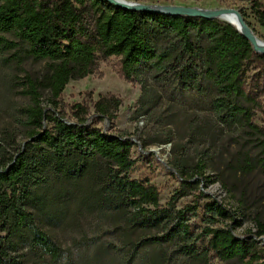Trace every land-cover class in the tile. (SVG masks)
Returning a JSON list of instances; mask_svg holds the SVG:
<instances>
[{
	"label": "trees",
	"instance_id": "trees-1",
	"mask_svg": "<svg viewBox=\"0 0 264 264\" xmlns=\"http://www.w3.org/2000/svg\"><path fill=\"white\" fill-rule=\"evenodd\" d=\"M252 9L264 28L263 5L255 1ZM20 46L28 57L45 63L47 71L41 78L24 76L21 93L29 102L23 110L26 141L0 169V264H20L11 256L18 249L12 239L31 242L33 248L59 259V250L37 225L39 217L51 223L64 220L63 209L69 205L73 216L105 210L113 223L124 220L122 248L134 244L147 249L177 240L185 245L183 254L199 262L212 256L224 264H264L257 242L264 238V221L256 220L254 232L237 236L234 230L241 227L243 214L238 219L239 210L219 206L207 196L202 211L208 225L195 234L188 216H198L197 205L163 208L149 181L131 180L136 144L130 138L98 128L81 104L70 109L68 118L61 101L70 81L93 75L97 62L108 58L120 59L126 81L139 79L143 70H151L158 80L168 76L179 87L207 80L216 94L211 112L217 122L238 124L255 142L256 165L245 160L242 171L250 174L259 168L264 173V128L243 106L257 105L246 69L255 65L264 70V55L254 53L247 39L216 20L128 11L105 0H0V53H17ZM14 61L20 66V57ZM145 90L143 84L141 106L146 105ZM44 91L49 95L46 100ZM120 104L114 97L100 98L93 117L97 122L113 121ZM172 168L184 186L191 187L181 166L173 163ZM205 173V164L198 162L189 177L201 189L218 183L228 195ZM200 195L204 197L202 191ZM166 220H176L177 225L161 227ZM224 221L229 225L220 226ZM138 228L158 229L164 240L139 235L133 242L129 233ZM165 260L160 254H148L141 261L165 264Z\"/></svg>",
	"mask_w": 264,
	"mask_h": 264
},
{
	"label": "rangeland",
	"instance_id": "rangeland-1",
	"mask_svg": "<svg viewBox=\"0 0 264 264\" xmlns=\"http://www.w3.org/2000/svg\"><path fill=\"white\" fill-rule=\"evenodd\" d=\"M141 5L198 8L201 10H236L245 15V22L253 33L264 42V28L256 21L253 3L264 7V0H126ZM221 24L219 20H216ZM11 40L10 37H5ZM264 55V54H259ZM20 57V66L14 61ZM248 84L256 94L257 105L243 104L253 113L255 124L264 128V70L252 65L247 69ZM46 65L27 56L24 47L17 53H0V169L20 151L26 141L23 129V110L29 102L21 92L24 76L41 78L46 74ZM151 71V70H150ZM141 71L139 79L126 81L122 75L120 59L108 58L97 62L93 75L82 80L70 81L61 101L67 117L70 109L81 104L89 112V121L107 133L130 138L136 146L132 150L134 162L131 180L149 181L159 192V204L163 208L197 205V217L189 215V224L195 234L207 227L202 206L207 189L189 177L198 162L205 164V175L213 176L228 192L224 204L243 214L241 227L235 228L237 236L247 235L254 230L256 220L264 221V173L256 168L252 173L242 171L244 161L255 166L257 150L253 139L245 134L238 124L222 126L211 112L216 98L212 83L199 79L196 82L180 85L168 76L155 78L153 72ZM196 74L199 71L195 72ZM146 105L141 106L142 86ZM43 92V99L48 98ZM114 97L121 102L115 119L97 122L93 117V107L100 98ZM139 112V113H138ZM139 114V115H138ZM180 148V149H179ZM181 166L191 187L183 184L180 174L172 164ZM195 179V178H194ZM198 187V188H197ZM204 193V197L200 192ZM210 194V195H209ZM64 220L51 223L47 217H39L38 227L46 233L52 244L59 250L60 257L52 259L31 242L18 243L17 252L11 256L20 264H143L142 258L148 254H160L165 264H224L210 256L206 262H199L183 254L185 245L177 240L162 241L145 249L129 244L122 248L125 221L113 223L109 211L101 214L86 212L73 216L72 206L63 209ZM129 216V212L126 213ZM37 218V221H39ZM177 221H163L161 227L175 228ZM224 221L220 226H228ZM8 228V227H7ZM129 238L144 235L161 239L158 229L138 228ZM164 240V239H161ZM258 248L264 255V238L257 239ZM100 256L96 261V257Z\"/></svg>",
	"mask_w": 264,
	"mask_h": 264
},
{
	"label": "water",
	"instance_id": "water-1",
	"mask_svg": "<svg viewBox=\"0 0 264 264\" xmlns=\"http://www.w3.org/2000/svg\"><path fill=\"white\" fill-rule=\"evenodd\" d=\"M105 1L108 2L110 5L116 8H119V9L141 12V13H155V14L167 15V16H172V17L202 18L206 20H218L219 18H222L224 15L233 14L239 17L240 23L242 25H244L247 29L249 28L246 22L244 21L243 17L241 16V14L238 11L231 10V9L208 11V10H201L198 8L148 6V5H141L136 2H129V3L122 4V3H116L113 0H105ZM233 28L236 30L238 34H240L242 37H244L245 39L249 41L254 53L264 54V53H260L257 50L256 43L246 35V32H240L239 29H236L235 27Z\"/></svg>",
	"mask_w": 264,
	"mask_h": 264
},
{
	"label": "bare ground",
	"instance_id": "bare-ground-1",
	"mask_svg": "<svg viewBox=\"0 0 264 264\" xmlns=\"http://www.w3.org/2000/svg\"><path fill=\"white\" fill-rule=\"evenodd\" d=\"M116 3H129L130 1H126V0H113ZM220 22L226 23L228 25H231L233 27H235L236 29H239L240 32H246V35L253 40L256 45H257V50L260 53H264V42L262 40H260L251 29H247L244 25H242L240 23V19L238 16L233 15V14H227L224 15L222 18L218 19Z\"/></svg>",
	"mask_w": 264,
	"mask_h": 264
},
{
	"label": "built area",
	"instance_id": "built-area-1",
	"mask_svg": "<svg viewBox=\"0 0 264 264\" xmlns=\"http://www.w3.org/2000/svg\"><path fill=\"white\" fill-rule=\"evenodd\" d=\"M207 190L208 192H210L212 195H210V197H212V199L215 200V202L219 205V206H222V207H225V208H229L227 207L224 202H223V199L225 197H227V193L221 188V186L218 184V183H214L210 186L207 187ZM238 216V214H237ZM240 219V218H238ZM252 231L254 232V230L252 229Z\"/></svg>",
	"mask_w": 264,
	"mask_h": 264
}]
</instances>
